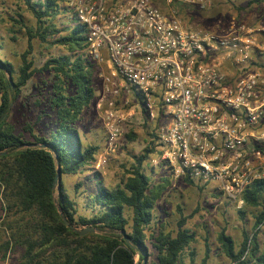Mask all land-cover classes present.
<instances>
[{
    "label": "trees",
    "instance_id": "trees-1",
    "mask_svg": "<svg viewBox=\"0 0 264 264\" xmlns=\"http://www.w3.org/2000/svg\"><path fill=\"white\" fill-rule=\"evenodd\" d=\"M23 2L37 22L34 30L26 28L28 36L43 42L46 36L56 35L52 43L64 47L68 54L51 55L40 68L22 55L17 72L0 52V260L7 253L17 252L16 264H137L135 254L142 260L150 240L155 259L149 264H178L195 239V233L185 224L196 211L185 215L177 205L179 218L175 230L168 231L162 224L160 228L150 226L155 203L166 188V180L160 178V182L154 183L145 172L144 163L155 149L153 141L133 157L115 187H106L94 175L95 188L89 199L98 210L89 216L78 214L76 202L62 180L55 182L57 165L61 174H76L90 167L99 151L98 145L83 142L76 126L95 96L94 64L83 52L84 26L68 23L62 32L57 29L54 23L59 12L57 0ZM1 44L0 41L3 51ZM35 73L49 76L43 81L49 88L38 92L34 104H47L41 113L52 117L53 125L43 133L35 132L28 122L22 132H15L7 120L10 106ZM23 132H28L29 137ZM150 135L157 141L156 133ZM127 137L131 139L132 134ZM184 179L200 190L205 187ZM242 199L243 206L237 212L244 220L249 211L253 218L250 231L244 230L241 242L236 245L223 227L217 233V241L230 264H264V246L258 240L264 225V180L252 182L243 191ZM57 207L75 228L93 226L102 233L80 235L69 229ZM122 230L130 238L129 243L124 240ZM208 252L206 247L203 264Z\"/></svg>",
    "mask_w": 264,
    "mask_h": 264
},
{
    "label": "built area",
    "instance_id": "built-area-1",
    "mask_svg": "<svg viewBox=\"0 0 264 264\" xmlns=\"http://www.w3.org/2000/svg\"><path fill=\"white\" fill-rule=\"evenodd\" d=\"M57 3L84 26L85 57L106 66L100 76L113 99L97 166L118 148L132 115L123 108L132 87L147 119L158 120V162L175 178L187 177L241 207L243 191L264 180V24L233 20L212 31L191 25L175 8L204 7L205 0Z\"/></svg>",
    "mask_w": 264,
    "mask_h": 264
},
{
    "label": "rangeland",
    "instance_id": "rangeland-1",
    "mask_svg": "<svg viewBox=\"0 0 264 264\" xmlns=\"http://www.w3.org/2000/svg\"><path fill=\"white\" fill-rule=\"evenodd\" d=\"M248 2L249 0H205L204 7L197 5L180 7L176 4L175 8L177 7L178 15L189 23L192 22L193 26L219 31L226 29L233 19H244L250 24H258L264 21V1L251 5ZM18 14L21 17H18ZM19 18H21L20 22H15V20L19 21ZM54 23L57 29L61 31L66 24L77 22L70 11L60 10L54 19ZM36 26L37 22L23 0H0V41L4 47V50H0V52L7 57L17 72L22 63V55L33 60L34 67L40 68L49 56L68 54L64 47L52 43L56 35L53 37L46 36V40L43 42L38 37L30 38L26 33V28L34 30ZM93 64L95 96L84 108L76 126L85 144L99 146L95 158L97 159L105 143L106 132L103 120L107 102L113 98L106 92L104 81L100 76L101 71H106V66ZM48 78L49 76L46 74H33L22 88L20 96L11 104L7 120L14 126L15 132H22V127L28 122L32 124L35 132L47 133L52 127V117H47L41 113L42 108L47 109V104L44 102L40 106L34 104L38 92H44L49 88L43 83ZM127 95L129 104L124 105L123 108L131 110L132 115L123 126L118 148L114 155L104 165L97 166L95 160L90 167L82 172L61 174L60 180L64 183L69 196L76 202L77 213L89 216L98 210L89 199L95 188L96 177L106 187H115L122 179L125 168H129L133 162V157L141 154L144 147L150 146L153 141L155 149L144 163L146 165L145 172L154 183L160 182V178L166 180L164 181L166 188L155 203L154 218L150 226L160 228L162 224L168 231L175 230L179 218L176 211L177 205L182 207L185 215L196 211L192 217L187 219L185 224L195 233V239L189 248L184 250L182 260L178 264H203L206 247L209 250L206 264H230L221 251L217 241V233L224 227L226 233L238 245L242 240L243 231L248 232L251 229L253 223L251 214L248 211L244 220L241 219L237 211L243 205L238 207L235 202L222 198L207 186L200 190L195 185L187 183L182 177L175 178L165 165L158 162V144L156 139L150 135L156 133L155 127L158 120L147 119L143 111L144 105L134 88H129ZM123 98V94L116 98L118 106H122ZM46 113L50 112L47 110ZM39 115L42 116L38 119ZM129 133L132 134L131 139L127 137ZM23 134L26 138L29 137L28 132H23ZM82 228L84 227H77V229ZM94 232L102 233L99 229H95ZM258 240L260 246L263 247L264 225L261 227ZM149 242L150 240L147 244L145 264H149L155 259V251ZM190 252H193V255ZM17 258V252L7 253L5 259L0 260V264H16ZM135 262L142 264L138 254H135Z\"/></svg>",
    "mask_w": 264,
    "mask_h": 264
},
{
    "label": "water",
    "instance_id": "water-1",
    "mask_svg": "<svg viewBox=\"0 0 264 264\" xmlns=\"http://www.w3.org/2000/svg\"><path fill=\"white\" fill-rule=\"evenodd\" d=\"M43 146H45V145L43 144ZM60 177H61V171H60L59 165H57V172H56V175H55V182H59L60 181ZM57 209H58V212H59V214H60L63 222L66 224V226L69 229L76 231L80 235H84V234H87L89 232H94L95 228L93 226H87V227H84L82 229L75 228L70 222H68L65 219V217L63 216V213H62L61 209L59 207H57ZM121 234H122L124 240L127 243H129L130 242V238L127 236L125 230H122L121 231ZM146 259H147L146 252H144L143 253V259H142V264H145L146 263Z\"/></svg>",
    "mask_w": 264,
    "mask_h": 264
},
{
    "label": "crops",
    "instance_id": "crops-1",
    "mask_svg": "<svg viewBox=\"0 0 264 264\" xmlns=\"http://www.w3.org/2000/svg\"><path fill=\"white\" fill-rule=\"evenodd\" d=\"M262 3V2H261ZM252 4H255V3H252ZM251 5V4H250ZM249 5V6H250ZM177 6H184L183 4H178ZM177 8V7H176ZM177 10V9H176ZM181 10V9H180ZM178 12V11H177ZM233 20H235V19H233ZM187 21V20H186ZM236 21H239V22H242V23H245L246 25H248V26H251V27H256V26H259V25H262V24H264V21H262V22H259L258 24H250V23H247V21L246 20H244V19H236ZM188 22V21H187ZM190 24L191 25H193V23L192 22H190ZM259 38H260V41L261 42H263L264 43V35H260L259 36Z\"/></svg>",
    "mask_w": 264,
    "mask_h": 264
}]
</instances>
